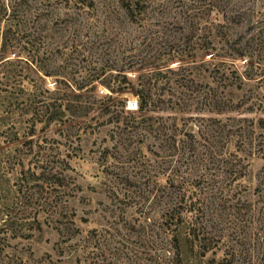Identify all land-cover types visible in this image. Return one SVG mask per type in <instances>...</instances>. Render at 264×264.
<instances>
[{"label": "rangeland", "instance_id": "obj_1", "mask_svg": "<svg viewBox=\"0 0 264 264\" xmlns=\"http://www.w3.org/2000/svg\"><path fill=\"white\" fill-rule=\"evenodd\" d=\"M124 1L0 0V42L7 30L0 52V222L15 216L21 224L16 231L0 228V264H148V247L165 236H154L150 225L162 224L155 218L168 207L166 194L201 185L195 180L200 174L212 181L213 192L205 215L196 217L198 226L216 235L223 229L242 264H258L264 245V0H145L137 21L125 14ZM190 8L191 25L183 18ZM216 13L228 17L236 54L207 51L178 59L188 30L212 31ZM220 51L231 53L227 46ZM145 57L154 65L126 68ZM211 62L237 70L240 79L217 66L224 80L210 71ZM110 67L124 69L119 74L133 83L138 74L182 68L181 75L167 74L180 84L171 81L164 89L175 93L183 111L168 103L166 111L148 113L151 132L124 131L108 123V115L87 122L49 119L46 105L62 88L57 81H66L54 74L78 79L94 69L104 75L87 94L110 96L103 106L122 100L125 114H135L133 86L113 92L99 82L103 77L115 87L121 79ZM212 92L226 111L201 105V96ZM171 130L177 131L174 149L165 139ZM212 146L221 154L202 161ZM44 156L60 162L63 186L36 180ZM46 190L61 213L36 218Z\"/></svg>", "mask_w": 264, "mask_h": 264}, {"label": "trees", "instance_id": "obj_2", "mask_svg": "<svg viewBox=\"0 0 264 264\" xmlns=\"http://www.w3.org/2000/svg\"><path fill=\"white\" fill-rule=\"evenodd\" d=\"M146 4L149 3H147V1L145 2V0H125L121 7L132 21H137L142 20L141 14L147 7ZM190 12L191 8L183 11V18L191 25L194 19V12ZM1 14V17L6 14L4 8ZM8 17L9 15L6 18ZM214 18L216 22L212 31L198 34L193 28L188 30L189 36L184 40L186 41V45L178 50V52H180V57L178 59H183V56L185 58L186 55L188 57H193L196 56V52L202 53L207 51H211L215 56L220 57H231L236 54L232 52L233 45L230 44L229 35L226 31L225 23L227 22L228 17L224 15V13H216ZM6 32L7 30L5 32L2 31L1 34L0 52L4 51L7 47ZM215 39H218L217 44L220 46L218 49H215L214 47ZM225 46L228 47L231 53L220 51L223 50V47ZM192 50L193 54L190 53ZM5 62H2V64ZM132 62L133 65H128V67H126L127 69H138L154 65L152 61L146 57ZM211 63L213 64V68L210 71L219 73L224 80H228V76L225 71H221L217 66H223L222 69L227 68L230 76L235 74L236 78L240 79L237 70L230 69L225 63ZM229 66L232 68V65ZM214 67H217V69L215 70ZM107 69L117 70L118 74L114 75V78L121 77V79L118 80L115 87H110L107 83L102 81L101 79L103 77L99 82L113 92H123L133 86V91L138 99V108L135 114H125L123 109L124 103L122 100L116 101L117 104L103 106L105 101L107 102L111 100L110 96L102 98L97 97L96 94H87L94 89V85L91 83L104 75V70L101 69L97 72L96 69H94L90 71L88 75L83 73L78 79L73 76L71 77L66 73L54 74L66 77V81H57L58 83H62V88L54 93V97L51 99L52 101L46 105L49 119L61 123H63L64 120L72 122L76 119L87 122L95 118V116L102 117L108 115L107 122H113L116 127L120 124L121 129L124 131L145 129L148 132H151L150 125L146 124L147 121L150 120V116H147L148 113H151L154 110L166 111L168 103L171 104V107H169L170 110L174 112L175 110H178L179 112L183 111L178 105V97L175 93L171 92L170 88L166 91L164 89V85L168 82L171 84V81H174V83L178 85L180 84L177 80L170 81V77L167 74L174 73V75H181L182 68L178 70L166 69V72L154 70L138 74L134 83L128 80L124 74H119L124 72V69L116 67H110ZM39 70L44 71L41 67ZM164 78L166 79L165 81H159ZM183 86L185 85L183 84ZM75 90H79V92H75ZM165 92L166 96L164 95ZM224 104V101H222L216 93H204V95L201 96V105L206 108V111L208 112H224L227 110L225 109L226 107H222ZM92 113L96 114L90 116ZM155 129H162V126H156ZM166 135L167 138L165 139L166 141H169L167 143V148L174 149L177 131L171 130ZM179 141L181 142L180 139ZM204 153L206 154L205 156H202V161L210 156L212 158V155L214 154H221L219 150L213 146L210 149H207ZM40 160L41 165L37 167L40 169V172L37 174L36 180L45 182L51 188L63 186L64 178L61 177L60 167L56 165H60V162L57 160L53 161L52 156H44L41 157ZM216 160L218 161V158H216ZM52 170H54V172ZM190 176L191 175L189 174L188 179L192 178L194 175ZM205 177L206 176L202 174L198 175L197 178L195 176L193 177L196 178L195 180L201 181V185L199 186L190 183L191 187L189 186V188L182 189L183 186H180L176 190L170 191L166 194L169 199L168 207L155 218L159 219L162 224L157 227L155 223H151L150 225V227L157 230H152L154 236L157 235L156 232L163 233L165 236L163 238H160L159 236L160 240L148 247L146 253L148 256V264H242L244 262L241 260L240 253L237 252L234 245L228 243L226 239V236L229 235L228 233H222L221 230L223 229H219V233L216 235L215 233L208 231L202 224L198 226L197 221H195L196 217L198 218L199 213L202 212V216L205 215L206 208L211 204L208 200V194L213 192V183H210L212 181L209 178L205 179ZM204 183H206V188L210 189L211 192H208L207 189L203 190L205 188L200 189L201 186L203 187ZM197 190L199 191L197 192ZM55 192H57V190ZM45 194H48V196L44 197L40 207L36 210V218L41 216L44 218L50 216L53 217L56 215L58 216L59 213H61L60 211L62 210V207L51 199L53 196H51L49 190H46ZM19 199L20 197H16V202ZM24 199H26V197H24ZM14 220L15 216L2 220L0 222V228L14 227L15 231L20 229L21 224L17 222V219L16 221ZM228 228L231 229V227ZM1 240H3L2 237H0V246H2ZM260 249H262V251H260V257L257 258V261L258 264H264V245H260ZM208 252H211L210 257L206 259L205 263H202L201 260L207 257L206 254ZM218 252H220V255L216 257ZM10 264H13V261H11Z\"/></svg>", "mask_w": 264, "mask_h": 264}]
</instances>
